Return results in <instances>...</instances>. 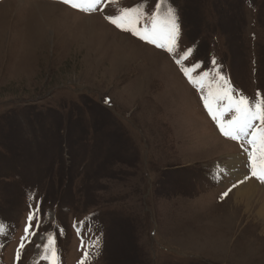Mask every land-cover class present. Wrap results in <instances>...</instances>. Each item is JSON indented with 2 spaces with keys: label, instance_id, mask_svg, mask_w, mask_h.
<instances>
[{
  "label": "rangeland",
  "instance_id": "obj_1",
  "mask_svg": "<svg viewBox=\"0 0 264 264\" xmlns=\"http://www.w3.org/2000/svg\"><path fill=\"white\" fill-rule=\"evenodd\" d=\"M39 1L78 15L51 6L61 15L33 40L28 28L0 31V264H49V235L56 264L85 251L87 264H264V226L235 206L238 181L217 167L237 154L251 176L250 146L222 135L203 101L225 86L250 104L264 98V0H102L92 12ZM124 8L142 13L138 28L172 8L174 52L106 19ZM102 22L152 51L119 44ZM159 65L164 77L152 72ZM193 65L200 86L181 70ZM212 103L231 119L226 100Z\"/></svg>",
  "mask_w": 264,
  "mask_h": 264
},
{
  "label": "snow or ice",
  "instance_id": "obj_2",
  "mask_svg": "<svg viewBox=\"0 0 264 264\" xmlns=\"http://www.w3.org/2000/svg\"><path fill=\"white\" fill-rule=\"evenodd\" d=\"M62 3L77 10L92 12L97 9V6L102 3V0H62ZM157 7H159V5ZM141 18L142 13L139 12L137 8H124L118 16L106 17V19L118 29L130 32L143 41L153 44L158 48L165 49L169 53H173L179 35V25L174 10L169 8L162 16L153 14L150 21L145 24L143 28H138L137 25L140 23ZM149 24L150 27L148 26ZM190 53L191 49L187 50V52L176 61L177 64H180L181 60L186 58ZM196 67H198V65H193L191 69L182 67L181 70L189 79L190 83H196L200 86L199 81L190 74L192 71H195ZM207 75L208 73L203 74V76ZM218 78L221 81L225 79L219 74ZM200 79L202 80L203 77ZM210 97L212 99L218 97L219 99L227 101L228 110L234 112L231 119H222L223 112L213 108L212 99H210ZM203 101L205 108L211 118L216 122L222 135L232 140L240 141L242 146L246 141L250 146V150H247V157L251 176L261 183H264V98H260V94L258 93L255 103L250 104L249 100L242 95L238 99H234L231 90L225 86L217 96H213V93L209 92L208 96L203 97ZM254 121H259V125L254 124ZM223 195H227V193ZM38 212L39 209L37 208L34 212L29 214V225L24 229L26 235L29 233L31 221ZM32 234L35 235V233ZM23 239L22 237V242L17 249L18 259L20 250L24 248ZM98 242L99 238H96L95 243L91 244L90 247H97ZM55 244V237L49 235L47 242L43 246L45 255L42 256V259L49 260V264H56ZM81 244L83 245V241H81ZM49 252H51V256L48 255ZM91 258L92 254L89 251H85L84 256L78 264H87V262H90Z\"/></svg>",
  "mask_w": 264,
  "mask_h": 264
},
{
  "label": "bare ground",
  "instance_id": "obj_3",
  "mask_svg": "<svg viewBox=\"0 0 264 264\" xmlns=\"http://www.w3.org/2000/svg\"><path fill=\"white\" fill-rule=\"evenodd\" d=\"M9 1V2H8ZM7 2V4H5ZM11 1L10 0H3L0 2V6L6 5L7 8L5 10H0V31L5 30L8 31V35L14 33L15 30L19 32H24L27 31V28L29 29L28 32L31 36L29 38L33 40L32 38L35 37V34H37L40 29H42V22H45L46 20H52L55 19L56 17L60 16L61 13H59V10L57 12H51L49 8L51 6H59L64 9V14L68 15H78L75 14L74 12L64 8L61 5L58 4H51L48 2H43L39 0H24L23 3H17V5H9ZM56 9V7H54ZM41 18L39 19V17ZM89 17V31L93 33L91 30L93 25H94V15L88 16ZM30 21V26L24 24L26 21ZM24 25V26H23ZM98 26L101 27L102 30H109V32H115L112 28L107 26L106 24L99 23ZM107 33V32H106ZM116 33V32H115ZM21 34V33H20ZM117 38H119V41H127L129 44H132L134 47L135 45L141 46L143 49L149 51L152 49L147 47L146 45H142L138 42H135L131 40L130 38L120 35L118 33ZM108 36V34H105ZM22 36V35H21ZM34 36V37H33ZM106 36V37H107ZM112 39V38H110ZM109 40V37H108ZM123 42L121 44L123 45ZM120 44V43H119ZM125 50V49H124ZM132 50V49H131ZM130 50V51H131ZM154 56L162 57L164 56L160 51L154 50ZM130 54H133L132 51ZM161 54V55H159ZM160 59V58H159ZM164 59V58H162ZM165 63V62H164ZM168 68L165 66L159 65L158 67L153 69V74L159 77H164L166 73L168 72ZM179 84V83H178ZM177 87V86H176ZM181 93L177 92L179 95L183 94V92L180 90ZM213 136H217L216 134H213ZM218 139L216 146L220 145L222 143L223 145L226 144L225 141ZM205 143L209 144L213 140H211L210 137L206 136L205 137ZM230 144V143H229ZM233 145V144H232ZM243 157L240 155H233L228 160L226 163H217L218 170H223V168L227 167L228 168V174L236 179L238 183H235L236 185L233 187L232 191L234 195V204L236 207H241L243 210V215L249 218V220L254 223L256 226H264V187H262L259 183H257L252 177H250L246 171L244 170V163H243ZM260 227V226H259ZM263 229L262 232L264 233V227H261Z\"/></svg>",
  "mask_w": 264,
  "mask_h": 264
}]
</instances>
